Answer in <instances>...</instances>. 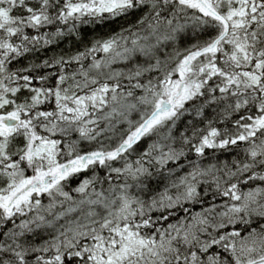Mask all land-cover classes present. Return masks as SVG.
I'll list each match as a JSON object with an SVG mask.
<instances>
[{
	"label": "snow or ice",
	"instance_id": "snow-or-ice-1",
	"mask_svg": "<svg viewBox=\"0 0 264 264\" xmlns=\"http://www.w3.org/2000/svg\"><path fill=\"white\" fill-rule=\"evenodd\" d=\"M0 264H264V0H0Z\"/></svg>",
	"mask_w": 264,
	"mask_h": 264
},
{
	"label": "trees",
	"instance_id": "trees-1",
	"mask_svg": "<svg viewBox=\"0 0 264 264\" xmlns=\"http://www.w3.org/2000/svg\"><path fill=\"white\" fill-rule=\"evenodd\" d=\"M64 45L62 44L61 47H63Z\"/></svg>",
	"mask_w": 264,
	"mask_h": 264
}]
</instances>
